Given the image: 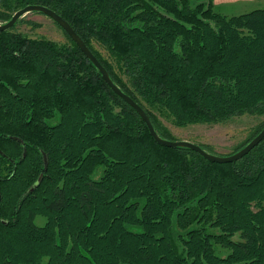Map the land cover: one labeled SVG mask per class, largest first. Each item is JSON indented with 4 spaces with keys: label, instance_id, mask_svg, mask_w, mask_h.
Listing matches in <instances>:
<instances>
[{
    "label": "trees",
    "instance_id": "16d2710c",
    "mask_svg": "<svg viewBox=\"0 0 264 264\" xmlns=\"http://www.w3.org/2000/svg\"><path fill=\"white\" fill-rule=\"evenodd\" d=\"M213 1L0 0V23L56 12L175 141L155 112L178 128L264 116V9ZM16 25L0 32V264H264V140L226 164L161 146L67 33Z\"/></svg>",
    "mask_w": 264,
    "mask_h": 264
},
{
    "label": "rangeland",
    "instance_id": "374dc122",
    "mask_svg": "<svg viewBox=\"0 0 264 264\" xmlns=\"http://www.w3.org/2000/svg\"><path fill=\"white\" fill-rule=\"evenodd\" d=\"M208 3L209 0H200ZM214 10L221 15L233 17L264 9V0H214ZM29 23L38 24L33 27ZM2 25V23H0ZM14 33L32 39H47L58 44H70L64 31L49 17L39 13H29L13 29ZM94 49L106 60H112L107 51L98 43H92ZM161 123L172 133L176 140H185L204 147L213 155L226 156L233 154L243 146L264 123V116L243 115L218 124H198L185 128L173 125L170 119L155 112ZM38 226L45 225L46 218L35 219ZM47 261V260H46ZM45 261V262H46Z\"/></svg>",
    "mask_w": 264,
    "mask_h": 264
},
{
    "label": "water",
    "instance_id": "95a60500",
    "mask_svg": "<svg viewBox=\"0 0 264 264\" xmlns=\"http://www.w3.org/2000/svg\"><path fill=\"white\" fill-rule=\"evenodd\" d=\"M29 13H39L42 15H45L49 18H51L54 22H56L67 34L68 36L77 43L79 48L83 51V53L86 55V58L93 63V65L100 71V73L103 76V79L105 82L109 85V87L114 91L116 95L121 97L125 102H127L141 117L143 122L147 125L149 132L151 136L154 138L157 144L161 146H165L168 148H186L190 149L199 155H201L205 160L212 162V163H219V164H226V163H233L236 161L241 160L246 155H248L254 148H256L264 139V129L263 131L256 136L252 141H250L244 148L239 150L238 152L227 155V156H218L213 155L209 152H207L203 147L200 145L194 144L189 141L185 140H168L163 137H161L157 131L155 130L148 114L145 112V110L137 104L130 96L125 94L118 85H116L113 80L111 79L109 73L106 71V69L103 67V65L98 61V59L95 57V55L91 52V50L88 49L84 41L80 38V36L74 31V29L71 27V25L64 20L60 15H58L56 12L52 11L51 9L41 6V5H29L21 10H19L17 13L14 14L12 19L5 23L0 25V32H6L9 31L11 28H13L16 23L26 16Z\"/></svg>",
    "mask_w": 264,
    "mask_h": 264
},
{
    "label": "bare ground",
    "instance_id": "6f19581e",
    "mask_svg": "<svg viewBox=\"0 0 264 264\" xmlns=\"http://www.w3.org/2000/svg\"><path fill=\"white\" fill-rule=\"evenodd\" d=\"M16 13H17V12H16ZM13 16H14V15H13ZM24 17H25V16H24ZM24 17H23V18H24ZM21 19H22V18H21ZM21 19H20V20H21ZM4 24H5V23H4ZM16 24H17V23H16ZM11 29H12V28H11ZM64 32H65V31H64ZM65 33H66V32H65ZM67 35H68V34H67ZM75 43H76V42H75ZM76 45H77V43H76ZM77 46H78V45H77ZM86 46H87V45H86ZM78 47H79V46H78ZM87 47H88V46H87ZM88 49H89V48H88ZM80 50H81V49H80ZM89 50H90V49H89ZM81 51H82V50H81ZM82 52H83V51H82ZM91 52H92V51H91ZM84 55H85V54H84ZM85 56H86V55H85ZM95 57H96V56H95ZM98 61H99V60H98ZM152 124H153V123H152ZM146 126H147V125H146ZM153 126H154V125H153ZM147 128H148V127H147ZM263 129H264V128H263ZM263 129H262V131H263ZM148 130H149V129H148ZM262 131H261V132H262ZM261 132H260V133H261ZM260 133H259V134H260ZM259 134H258V135H259ZM150 135H151V134H150ZM258 135H257V136H258ZM263 140H264V139H263ZM243 148H244V147H243Z\"/></svg>",
    "mask_w": 264,
    "mask_h": 264
}]
</instances>
